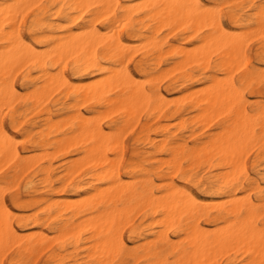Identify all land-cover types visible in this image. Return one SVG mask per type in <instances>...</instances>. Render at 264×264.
Segmentation results:
<instances>
[{
  "label": "bare ground",
  "instance_id": "obj_1",
  "mask_svg": "<svg viewBox=\"0 0 264 264\" xmlns=\"http://www.w3.org/2000/svg\"><path fill=\"white\" fill-rule=\"evenodd\" d=\"M223 6L229 8L227 13ZM225 17L229 25L224 23ZM179 29L187 34L182 36L184 39L191 38L196 43L195 47L189 50L169 44L164 33ZM235 29L264 35V0H0V175L3 180L16 179L37 165L23 155L26 150L19 149L20 140L5 123L9 117L14 128L20 127L24 113L18 111L17 105L25 103L32 105L40 120L29 124L21 140L26 139L33 150L47 153L54 149V157L55 151L66 157L68 150L74 148L76 153L83 154L82 162L89 165L90 175L107 183L105 189L94 183L86 197L61 205L52 200L53 171L49 160L48 165L37 167L40 175H34L25 184L27 200L14 201L17 208L25 211L36 209L20 218L18 226L1 187L0 264H4L3 251L10 243L19 249L18 259L12 264H27L35 252L53 244L58 250H52L48 260L62 264L66 247L76 249L84 242L90 243L88 257L94 264H115L127 250L123 230L128 225L132 226L131 237L136 244L132 256L144 264H219V256L222 258L236 248L259 258L256 264H264V194L256 199L251 190L238 195L240 178L248 175L246 154L257 147L258 155H264V104L259 113L252 114L243 95L246 89L264 94V70L251 66L245 33ZM261 49L264 52V43ZM136 53H140L141 59L134 71L130 63ZM155 59V63H150ZM170 59L180 68L196 66L206 71L207 85L195 93L191 107L197 111L198 123L203 125H208L210 118H219L220 130L204 139L197 138L192 148L165 132L158 149L171 156H165L169 162L164 161L174 174L183 169L184 160L191 166L208 163L216 167L218 171L208 177L211 188L207 194L227 197L226 201L207 203L182 183L169 181L163 189L156 190L153 180L135 174L131 181H122L120 133L125 125L133 121L136 124L143 116L168 117L170 103L156 84L157 77L152 75L164 60ZM69 69L72 75L67 74ZM175 69L166 74H174ZM181 74L186 77L185 72ZM18 75L23 80L21 88L16 82ZM139 75L148 77L149 87L144 84L148 79L139 81ZM56 92L65 99L59 109L60 115L67 114L64 124L53 123L55 114L46 106ZM70 99L76 104L67 105ZM85 104L91 105L90 111L81 109ZM104 107L109 115H117L108 127L101 122L104 116L97 114ZM104 112L106 119L108 112ZM40 124L48 128L36 131ZM59 127H65L61 130L62 138L52 139V130ZM143 140L158 146L148 135ZM81 168L74 171L78 173ZM138 215L142 222L150 221L144 232H137L132 224ZM204 223L215 225L217 230H208ZM26 229L35 231L24 233Z\"/></svg>",
  "mask_w": 264,
  "mask_h": 264
},
{
  "label": "rangeland",
  "instance_id": "obj_2",
  "mask_svg": "<svg viewBox=\"0 0 264 264\" xmlns=\"http://www.w3.org/2000/svg\"><path fill=\"white\" fill-rule=\"evenodd\" d=\"M228 11H229V8L227 6H223V12L227 13ZM224 23L226 25H229V22H228L226 17L224 18ZM235 31L240 33V34L245 33L244 36H246V43H247V46H248L249 52H250L249 53V62L251 63V66L254 68H260V69L264 70V52L261 49V46L264 43V35L259 31H257V32L253 31L251 33L247 32V34H246V30L244 31V29H235ZM169 32L170 31H166L164 34L168 35L170 45H180V47L182 46L183 48L186 46V49L189 47L188 48L189 50L192 49L193 46L195 47L196 43L191 38H187V39L185 38L184 39L182 37V36L186 37V35H187V34H183L182 30L179 29V30L173 31V33H171V32L169 33ZM252 33L253 34L256 33L258 35V38L254 39L253 37H257V36H256V34L254 36ZM169 34H170V36H169ZM124 39L128 40L127 34H124ZM137 43H138L137 41L134 42V45H137ZM139 56H140V53L135 54L134 59L130 63V69L131 70H134V71L136 70V65H137L136 62H138L141 59V56L140 57ZM257 56H259V58ZM156 60L157 59L152 60L150 63L153 64V63H155L154 61H156ZM171 61H172L171 59L170 60H164L162 65H161V68L158 71L154 72L152 75L154 77L155 76L157 77L156 78L157 83H156V81H155V83L159 85V87L161 88L162 94H164L166 96L167 102L170 103V104H168V117L152 118V117L143 116L139 119V122L138 121L136 122V124L133 121L132 123L130 122V124L125 125L123 128L124 130L122 129V131H124V132L121 131V133H120L121 134L120 135V141H121V144L123 146V150L121 152V154H123V161L121 162V165H120L121 166V173H122V175H121L122 181H129V180L131 181L132 180L131 175L135 174L137 177H144V178H148V179L150 178V180H153L154 188L156 190L163 189L165 186H167L170 183L169 181L175 182L176 184L180 183L179 185H181V183H182L183 186H185L187 189L192 191L197 197H201V199L207 203H209V202L215 203V202H219L220 200L226 201V199L228 200L227 197H219V196L207 194V192L211 188L210 184L208 183V177L210 175H212L213 172L215 173L218 171L216 169V167L210 166V165H208V163H200L199 165L191 166L189 164V162L184 160L182 162V166H183L182 168L183 169L179 172H175V174H174L171 171L170 166L167 164L170 161V160L168 161L167 157L171 159V156L168 154V152L160 151V149H158L160 147L159 145L161 143V140L164 139L163 137H164L165 132H166L165 135L171 134L172 136H175V138L185 141L188 144L189 148H192L195 145L197 138L204 139V137H206L210 134H216L220 130L219 124H218V122L220 120L219 118H215V120H213L214 118L213 119L210 118V120L208 121V125L204 124L205 125L204 126L202 123H198L199 119H197L198 118L197 111L191 107L192 100L194 99L195 95H197L199 92L198 89L199 88L202 89L203 87H205L207 85L206 84V76H207L206 71L204 69L196 67V66H193V67L187 66L184 69L181 67L182 70L178 71L179 70L178 68H180V66L177 65V62H174L175 60H173L172 62ZM174 64L176 67L174 66ZM174 68H176L174 70L176 72L173 71L174 74L169 75L170 76L169 77L168 74H166V73H168V72L172 73L171 71ZM164 70H166L165 73H164ZM240 70H238L236 72V78L239 77ZM182 72L186 73L185 74L186 77L183 74H181ZM67 74L72 75L71 69H69L67 71ZM158 74H162V75L166 74L167 76L166 75H164V76H166L167 78L164 79L162 75H160V77H159ZM187 76H189V77H187ZM220 76H222V74ZM21 77H22L21 75H18L17 81H16L17 86L19 88H21L22 83H23V80ZM184 77H185V79H184ZM140 78L143 81H144V79L145 80L148 79V77H146L145 75H139L138 76L139 81L141 80ZM190 78H194V79L190 80ZM163 79H164V81H163ZM91 81L92 80H87V82H91ZM167 82H168V84H167ZM144 84L149 87V85L151 83L149 82V79H148V81L146 80L144 82ZM178 84H180V85H178ZM238 87H240V84H238ZM191 89H192V91H191ZM193 90H196V91H193ZM247 92H248V95H247ZM22 93L26 94L27 90L23 89ZM185 93H187V95L189 94V96H187ZM195 93H197V94H195ZM179 94H183L182 95L183 97L181 98V96ZM243 95L247 100L246 106H247L248 110L250 112H252V114H257V113H259L260 110L263 109L262 105L264 104V94L260 95L257 92L252 93L251 89H246L243 91ZM172 96H173V98H172ZM174 97H176V98H174ZM185 97H186V99H185ZM168 98H170V99H168ZM184 100H186V101H184ZM62 101H65L63 95L60 94L59 92H56L50 98V100L47 101V103H46L47 108L52 110L53 113L55 114L54 120H53V123H55V124H57L59 122H60V124H64L63 122H65L64 120L67 118V116H66L67 114L60 115L62 113V111H59V109L62 106H64ZM171 101L173 103H171ZM174 103H176V104H174ZM75 104H76V101L74 99H70L67 101V105L73 106ZM17 109L19 112L24 113L22 115V117L20 118V120L23 121V124L20 127L14 128L12 126L11 122L9 121L10 118L7 117L6 122H5L6 128L10 131V133H12L14 136L17 137V139L20 140V142L18 141L19 142L18 147L22 152L24 151V149L26 150L23 152V155L26 156L27 160H30L32 162H36V164H37L33 169H30L29 171H27L25 173V175H22L23 177L19 176L16 179L9 177L8 179L3 180V177H2L3 175H0V188L2 187V190L5 193L6 202L9 206V208L15 214V224L17 226H18V220L20 218H22L25 215L33 214L36 211V209H31V210L25 211L22 208H17L14 205V201L17 200L19 202H23V201L27 200V194L25 193L26 192V190H25L26 185L25 184H27L29 178L31 179L34 175H40L39 173H37L38 172L37 167L40 165L42 166L43 164L48 165L49 160H51L52 171H53V173L50 177V183L52 186V192H51L52 200H55V201L57 200L58 203H60L61 205L66 204L67 200H68L67 201V203H68V202H74V201H79V200L83 199L84 197L87 196V192L90 190L91 185L94 183H97L101 189H103V188L105 189L107 187V183H105V182L100 183V182L96 181V179L90 175L89 165H84V163L82 162L83 154L76 153L74 148H71L68 150L69 153H68V155H66V157L63 155V152H61V151H59V152H61L59 154H58V152L55 151V157H54L53 156L54 155V152H53L54 149H49L47 151V153L50 154V155L48 154L50 156L49 157L48 155H46L47 154L46 151L44 152V150H42V149L33 150V148L29 145L30 143H28V141L26 139L21 140L22 138L25 137L23 135H24L25 131L27 129H29V124L34 120L36 121V120H40V119L36 118L37 115H36V113L33 112L32 105H30V104L21 103L20 105H17ZM81 109L84 112L90 111L91 105H89V104L82 105ZM99 109H98L97 114H98V116H99V114H101L102 117L104 116L103 117L104 119L100 116L103 119L101 122L104 125V127H108L112 123L111 121H113L117 118V115L114 114L113 112H112L113 115H112V113L109 115L110 112H108L107 108H105V107L101 108V110H99ZM105 110H106V112H108L106 119H105L106 115H104V114H106L104 112ZM178 110L181 112V114H174ZM192 117H196V118H192ZM189 118H191V119L189 120ZM28 120H29V122H28ZM176 120H178V123L181 122V124H178L176 122ZM180 120H182V121H180ZM173 121H175V122H173ZM165 122H167V123H165ZM164 123L166 124L167 128L165 127V125H163ZM173 123H175V124L177 123V124L175 125ZM26 124H28V126H26ZM128 125L130 128H128ZM191 125H192V129H190ZM131 126H133L132 130H130L132 128ZM176 126H178V127H176ZM202 126H204L203 129H202ZM22 127H25V128H22ZM26 127H28V128H26ZM46 128H48L47 125L40 124V127H38L36 129V131L39 132L40 129L46 130ZM56 129H58V131H56ZM64 129H65V127H63V128L61 127V129H60V127L54 128L52 130V134H51L52 139H55L56 137L62 138L61 130H64ZM189 129H190V131H189ZM174 130H176V131H174ZM125 131H127V133ZM122 135H124V136H122ZM145 135L150 136V138L153 139L156 144H158L157 148L147 144L143 140ZM191 141H192V143H191ZM129 145H131V146H129ZM130 149H131V151H130ZM39 152L42 153L41 158H40L41 155H38ZM50 152H53V153H50ZM135 152H138L139 155L134 156ZM248 152L249 153L246 154L248 175L241 176L240 182H239V188L241 190L239 191L238 195L245 194V192H248V190L250 192V190H251L250 193H251L252 198L256 199L260 193L264 194V155L263 156L258 155L259 149L257 147L251 149ZM33 153L37 154V155L35 154V156H36V157L34 156L35 158L33 157V155L30 156ZM44 154L46 155L47 158L44 156ZM43 156L45 158H43ZM141 156H143L145 158L142 159ZM161 156L162 157L167 156V157H165V158L163 157L164 158L163 159ZM112 157L113 156H111V158ZM165 159L168 162L164 161ZM187 164L189 166H187ZM80 167H82V168L84 167V168L83 169L81 168V170L78 171V173H76L77 170L80 169ZM76 168H77V170L74 171V169H76ZM67 171L68 172L71 171V172H69V174H68ZM261 171H263V172H261ZM39 178H36L37 182H38ZM86 179H89V180H86ZM155 182H157V183H155ZM161 182H164L166 185H164V183L162 184ZM158 183H159V185H157ZM15 184H17V185H15ZM23 186H24V188L22 189ZM64 186H65V188H64ZM3 187H5V188H3ZM78 187H81V188L79 191H76ZM7 188H8V190H7ZM42 189H43V187H42ZM204 189H205V191H204ZM44 191L42 193H44ZM17 195H20V196L17 197ZM38 196H41V195H38ZM16 197H17V199H16ZM239 197H241V196H239ZM59 198H61L60 201H59ZM68 198L71 201H69ZM72 199H76V200L73 201ZM212 201H214V202H212ZM20 213H22V215H19ZM24 213H26V214H24ZM134 218H133V223H132V224H134V227H135L134 229L137 232H144L146 230L147 226L149 225L150 221L142 222V218L139 215L136 216L135 219ZM204 226L206 228L208 227L207 229L210 231L216 229L215 225H208V224L206 225V223H204ZM221 226L223 227L224 225H220L219 227H221ZM259 226L260 227L263 226L262 220L259 221ZM213 227H214V229H213ZM221 228H219V229H221ZM128 229H129V231H128ZM29 231L32 232L35 230L26 229L24 231V233H29ZM44 231L46 233H49V231L47 229H45ZM127 231H128V233H127ZM131 234H132V226L128 225L123 230L124 239L127 242V250L124 252V255L121 256L122 258H119V260L116 261L115 264H144L143 261H141V260L136 261L135 257L132 256V254L135 253L136 244L132 241L133 237H131ZM52 235L53 234H51L50 236H52ZM88 236L89 235L84 236V237L87 238ZM173 239L176 240L177 238L175 236H173ZM87 244H89V245H87ZM10 245H12V247ZM85 245H87V246L85 247ZM9 247H11V249H9ZM88 247H90V243H88V242L82 243L76 249L73 248L72 246H67L66 251H64V253H63L64 256L62 259V264H94L92 258L88 257V254L90 253V249H88ZM4 249H6V250H4ZM4 249H3L4 250L3 251L4 264H12L13 261H16L18 259L19 249L16 245L10 243ZM52 250L57 251L58 246L56 244H53L51 247H49L47 249L35 252L34 253L35 255L33 254L28 259L27 264H49L50 261L48 260V257L51 254ZM36 254H38L37 255L38 257L36 256ZM44 257H45V259H44ZM247 257H248V260H247ZM220 258H221V256H219L217 259V263H219V264H241V263L244 264L245 261H246L245 264H249V263L252 264L253 263L252 261H254V263L256 264V263L260 262L259 258L257 260V258L250 256V254L246 253L243 249L239 250L238 248H236L235 250L232 249L231 251H228V253L227 252L224 253V256L222 255V258L221 259ZM262 260H263V258H262ZM33 261H34V263H33ZM262 263H263V261H262ZM50 264H56V263L50 262Z\"/></svg>",
  "mask_w": 264,
  "mask_h": 264
}]
</instances>
